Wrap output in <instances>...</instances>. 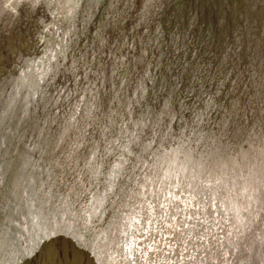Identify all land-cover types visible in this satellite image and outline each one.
<instances>
[{"label":"bare ground","instance_id":"obj_1","mask_svg":"<svg viewBox=\"0 0 264 264\" xmlns=\"http://www.w3.org/2000/svg\"><path fill=\"white\" fill-rule=\"evenodd\" d=\"M134 1L49 0L47 12L56 14L54 52L60 49L50 63L53 83L61 77L66 89L70 79L76 81L68 89L71 118L59 94L56 109L49 103L37 55L29 53L26 35H19L21 26L40 30L35 0H21L20 11L12 0L0 1L2 22L8 23L0 36L23 41L15 49L0 46L1 54L18 53L13 65L0 61V264H35V252L42 257L37 264H105L115 239L122 242L123 262L151 264L159 254L143 260L135 255L133 239L142 233L130 221L143 205L137 202H144L143 190H133L147 157H154L167 184L179 176L196 203L219 201L234 217L219 247V264H232L226 258L236 252L237 233L246 225L241 210L251 211V218L264 211V190L258 196L264 187V128L254 124L251 112L250 128L243 131L238 97L246 87L259 90L257 96L245 93L248 103L261 94L256 106L264 114V68L253 76L257 63L264 64V0H163L156 7L137 0V9ZM58 30L66 41L60 42ZM129 50L134 53L128 58ZM19 59H27L26 69ZM85 126L86 133L78 132ZM247 140L253 151L247 152ZM68 143L77 148L72 154H66ZM103 156L108 164L97 161ZM77 173L85 175L81 181ZM90 190L84 203L80 197ZM170 253L152 257L153 264Z\"/></svg>","mask_w":264,"mask_h":264},{"label":"rangeland","instance_id":"obj_2","mask_svg":"<svg viewBox=\"0 0 264 264\" xmlns=\"http://www.w3.org/2000/svg\"><path fill=\"white\" fill-rule=\"evenodd\" d=\"M0 1H3V0H0ZM13 1L15 4V6L13 5L15 8L14 10L20 11L23 5L21 4V0L20 1L13 0ZM160 1H163V0H157V1L150 0L149 5L151 6L152 4H155L154 7H156L157 3ZM34 4H35L34 6L38 9L36 13L37 14L42 13V16L44 17L45 21L48 22L50 13L46 11L45 7H42L40 5V1H37V3H34ZM56 4H57V0H55V5ZM134 6H135V9H137L140 6L137 0L134 1ZM2 21L3 19L1 18V15H0V24L3 23ZM237 21H240V19L237 18ZM142 23H143V26H145V21H143ZM142 23H139L137 30H140V25H142ZM45 29L46 28L43 27V30ZM60 32H62V36H59L60 42L66 41L68 37L65 36V32L61 30ZM144 34H146V31H144ZM40 35L37 36L36 33L31 34L29 32L27 39H30L32 42L35 43V46H34V43L33 45L29 44V49H31V52H32L31 55L32 54L37 55V59H36L38 63L37 66L42 71H44L45 81L43 82V87L45 88L44 90H47V89L50 90L49 103H51L54 109H56L57 108L56 107L57 105L56 97H57V94H59L60 97H59L58 102L64 105V109H66L65 110L66 115L65 114L64 115L67 118H71L72 116L74 117L75 116L74 115L75 113L74 102L71 105H69L70 95H69L68 89H69V86L73 87L72 85H74L76 81L72 84L74 79H70L69 85L66 86L67 87L66 89L62 87V85H65V84H63L64 82L61 83V80H62L61 77H58L57 80H55L53 83L52 76L54 74V70L53 68H51L50 63H51V59H53V57H55L59 53L60 49L59 50L57 49L55 52L53 51L58 41H56L55 42L56 44L54 43L53 46L52 44L49 43L44 48L43 43L40 42V39H41ZM3 36L4 35H1L0 38H2ZM4 39H5V36H4ZM38 48H40L39 50L40 53L39 51H37ZM45 49H46V52H43V50ZM131 50L127 52L128 58L132 56V54L130 53H134V51H131ZM106 54H107V51L106 52L104 51L103 53H101L102 56H107ZM35 55H32V56H35ZM205 59L207 61V58ZM151 60L152 59H150V61ZM259 66H262V68H264V64L262 62H260L259 64L257 63V69H254L255 73L252 70L254 73L253 75L254 77L258 72ZM236 75L237 74H235V76ZM235 76L234 77L232 76V78L235 79ZM244 76L246 77L245 73H243V77ZM82 79H85L84 76L82 77ZM245 80L247 81V84H250V82L247 79ZM226 84L232 87L231 81H227ZM59 87L60 88L62 87V88L58 89ZM244 89H245L244 92L238 93V97L242 99V101L240 100V103L243 104L244 106L242 110L243 121L241 120L244 124L243 126L241 125L243 131L244 130L246 131V128H243V127L250 128V125L248 124L252 123V122L250 123V116H249L251 112H253V117H255L253 119L255 120L254 124L256 125L259 124L264 128V120L262 119L264 114L262 111L259 110L261 107L256 106V102H258V99L260 98L261 94L259 95V97L255 99L253 103L252 102L248 103L246 93H245L246 90H249L251 91L252 95L257 96L259 90L257 91L256 89L254 91L252 87L251 88L246 87ZM54 90H56L57 93ZM104 91L107 92L106 89H104ZM225 96L228 97L227 99H229V101H231L229 95L227 96L225 94ZM53 98H55V100H53ZM54 104L56 105L54 106ZM188 113L189 112H187L186 114ZM133 114H135L134 111H133ZM67 120L68 119H66L65 121ZM74 122L76 125H79L78 124L79 120H76ZM220 124L222 125L223 123L220 122ZM211 125L212 124L210 123V126ZM221 125L218 128L219 130L217 129L219 133L222 132V130H220ZM90 128H92V125L90 126ZM86 129H87L86 126H85V130H83L82 128L81 129L78 128V132L80 131L82 132V134L86 133ZM53 130L54 128H52V131ZM72 144L68 143V147H67L68 152L66 154L68 153L72 154L71 151H73L75 148V146L74 145L72 146ZM254 146H255L254 144L251 145V142L249 140L246 141L247 152L250 151L251 148L253 151ZM76 149L77 148H75V150ZM76 153H77V156L81 155V148H79L76 151ZM96 153L98 155L100 153L102 154V151H100V147L96 149ZM152 159L154 160V157H147V160L143 164L144 168L143 167L140 168L139 176H138L139 177L138 179L140 180L137 182V187L133 190V195L137 191L139 192L140 189L143 190L144 192V200H143L144 202L142 201L137 202V203H142L143 205L134 209L136 213L134 218L130 217V221L134 222L137 228V235L142 233L141 235H139L138 240L137 238H136V241H134L133 239V245L135 246V255H139V254L142 255L141 260H143L146 255L148 254L152 255L155 253V255H158V254L159 255L157 257L155 256H152V257L153 258L155 257L154 259L158 260L160 255L165 256L166 251H167V254L173 251L172 254L170 253L171 254L170 256L166 255V261L164 262L159 261L158 264H200V263L201 264H219L218 262V258H219L218 254L220 252L219 247L222 243V240L225 238V236H227L226 234L228 233L230 226L232 227L233 221H235L234 217L233 216L231 217L228 213L223 212V210H221L222 209L221 207H224V206L221 205V202L219 201H213L212 203L208 202V203H201V204L196 203L197 201L195 197L191 196V191L189 189L184 188L183 179L179 176H176L170 179V183L167 184V182L164 180V175H165L164 172L162 170H159V171L155 170L154 168L155 166H153ZM201 160L202 159L199 156L197 158L196 155L193 158L194 163H199ZM97 161H99L100 164H105V163L108 164V158H106V156L98 158ZM145 170H146V173H145ZM84 176L85 175L83 174L80 175L77 173V176L75 175V179L81 181V179H83ZM0 182H1V173H0ZM88 182H84L83 180L82 183L84 185V183H88ZM147 188L150 192H153L152 197L147 194ZM263 190H264V187L260 189V193L258 194V196L262 195ZM82 191H83V187H82ZM91 193H93V190L88 191V193H83L80 199H83L82 197H84L82 201L86 203L89 199V196H91ZM236 200L238 201V199ZM242 201L241 199L239 200L240 203ZM246 202L247 201H245V203ZM242 203H244V201ZM76 204L77 203H75V205ZM171 207L176 209V213H174L173 215H171V212H170ZM248 211L249 210L247 209L243 211L241 210L240 215L242 218L245 216L246 225L241 230L238 231L237 236H240V237H238V239L236 238V240H238L239 245L238 247H236V252L234 254H233V251H231V254L227 256L226 262L231 261L232 264H264V211L262 213H259V211L256 210V212H253L252 218L250 217L251 211H249V214H246V212ZM256 215H258V218H255ZM157 226H158V231H157ZM191 226H195V229H190L192 228ZM151 227H154L156 229L155 230L156 232H154L151 229ZM148 230L151 232H149ZM207 230L209 231L208 233H207ZM145 232H148V233H145ZM242 234L244 235V237L242 236ZM219 241L221 242L217 245ZM120 245H122V242L120 240L118 241L117 239H115L113 243L110 244L109 249H107L108 252L106 253V256H105L106 261H104V258H103V262L104 263L106 262L105 264H131L128 261L123 262V255L121 254V252H119ZM163 250H166V251H163ZM107 254H109L108 258H107ZM132 254H133V251H132ZM210 254H213L214 256H211ZM152 257L150 260L151 264L154 263L152 260ZM219 261H221V259ZM33 262L35 263V258L33 259ZM148 263H149V260L147 261V264Z\"/></svg>","mask_w":264,"mask_h":264},{"label":"water","instance_id":"obj_3","mask_svg":"<svg viewBox=\"0 0 264 264\" xmlns=\"http://www.w3.org/2000/svg\"><path fill=\"white\" fill-rule=\"evenodd\" d=\"M37 1H40V5L42 6V7H45L46 8V11H48L49 10V5H50V3H49V0H35V3H37ZM54 2H55V0H53ZM12 4L15 6V4H14V1L12 0ZM33 6H34V3H33ZM48 9V10H47ZM41 10H42V8H41ZM40 14V16H38V18H36V20H35V22L37 23V26H38V28L40 29L39 31H36L37 29H35V30H33V29H30V28H28V27H25V29L21 26L20 27V34L19 35H22V36H24L25 34H26V37L28 36V34H29V32L31 33V34H33V33H36V35L37 36H39L40 34V42L41 43H43V45H44V48L50 43V44H52V46H53V44L56 42L55 41V38L54 37H56V34H57V28H56V14L54 13V14H51L50 13V15H49V21L48 22H46L45 21V19H44V17L42 16V13H39ZM55 15V16H54ZM44 22H45V24H44ZM6 24H8V23H2V24H0V29H2L3 28V25H6ZM43 27H45L46 29L45 30H43ZM36 28V27H35ZM24 29V30H23ZM22 31H23V34H22ZM59 31V30H58ZM44 34V35H43ZM45 35H46V37H45ZM59 35L60 36H62V32H60L59 31ZM44 36V37H43ZM18 39V36H16V38H13V40H11V41H8V40H6V39H4V40H2V38H0V46H1V48H3V47H5V45H7L8 43L9 44H11V45H13V48L15 49V48H17V46L18 45H22V40H17ZM46 39H47V41H46ZM28 40V44H32L33 45V43L34 42H32L30 39H27ZM61 42H63V41H61ZM3 44H5V45H3ZM56 44V43H55ZM37 45V44H36ZM34 46H35V43H34ZM1 48H0V50H1ZM29 49V48H28ZM35 49V48H34ZM56 49V47L53 49V51ZM40 50V48H38V50L37 51H39ZM28 51H30V54L32 53L31 52V49H29ZM34 51V50H33ZM13 52H15V54H12V51L10 52V50H6V54L4 53V51H3V53L1 54L0 53V61L2 60L3 62L5 61V60H7L8 62L10 61V62H12L11 64L13 65V57H15L16 56V54H18L15 50H13ZM43 52H46V49L45 50H43ZM43 52H42V54H43ZM39 53H40V51H39ZM92 54V53H91ZM15 55V56H14ZM20 60V59H19ZM20 62L23 64V67L26 69L27 68V66H28V62H27V59L24 61V62H22L21 60H20ZM34 73H36V72H34V71H32V73H31V76L34 74ZM34 80L35 79V77H32L31 78V80ZM33 90H35V88H32V89H30L28 92H31V91H33ZM107 92H109V90H106ZM32 104V103H31ZM56 104H54V106H55ZM52 106V105H51ZM57 106V105H56ZM53 107V106H52ZM54 108V107H53ZM37 252H38V250H37ZM36 255V258H35V264H37L38 262H39V260H40V263H42V257H40V253H39V256H38V254L35 252L34 253V256ZM34 259V258H33Z\"/></svg>","mask_w":264,"mask_h":264}]
</instances>
